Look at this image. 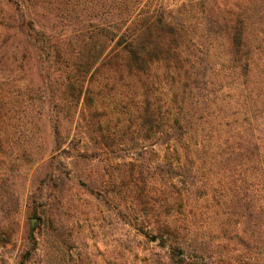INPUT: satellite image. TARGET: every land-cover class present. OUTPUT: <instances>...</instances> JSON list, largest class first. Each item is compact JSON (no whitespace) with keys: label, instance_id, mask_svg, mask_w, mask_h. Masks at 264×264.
<instances>
[{"label":"trees","instance_id":"trees-1","mask_svg":"<svg viewBox=\"0 0 264 264\" xmlns=\"http://www.w3.org/2000/svg\"><path fill=\"white\" fill-rule=\"evenodd\" d=\"M222 23L205 0H0V145L13 138L14 119L39 115L57 146L72 134L82 143L93 140L97 151L123 145L153 153L157 193L149 157L126 161L128 196L143 200V219L153 221L152 229L137 232L158 248L141 257L132 251L142 264H222L217 256L233 264L241 254L223 253L227 242L252 249L255 261L264 256V161L256 143L248 152L221 142L215 130L209 151L231 167L253 154L252 191L243 203L251 214L222 211L223 220L215 217V227L204 228L192 211L208 184L201 173L208 159L204 123L217 104L219 72L211 61L218 60L222 27L233 74L248 76L242 21ZM231 176L229 209L240 189ZM6 180L0 178L1 198ZM240 221L253 224L248 237Z\"/></svg>","mask_w":264,"mask_h":264},{"label":"rangeland","instance_id":"rangeland-1","mask_svg":"<svg viewBox=\"0 0 264 264\" xmlns=\"http://www.w3.org/2000/svg\"><path fill=\"white\" fill-rule=\"evenodd\" d=\"M205 1L206 7L218 9L222 26L227 20L242 21L239 35L250 51L248 76L233 74L236 69L226 57L228 31L222 27L218 60L211 61L219 62L215 64L218 80L213 84L217 104L206 112L204 123L208 159L201 173L208 184L205 194L192 203V211L199 213L200 225L213 228L215 217L220 218L222 211H253L243 205L253 186L249 177L253 154L241 167H231L225 164L224 155L220 157L223 161L218 157L216 162L209 151L216 130L221 142L236 143L248 152H253L256 143L264 161V0ZM216 117L220 126L215 124ZM41 119L39 115H26L16 123L14 119L13 138L0 145V178L6 176L9 192L0 197V264H142L138 257L158 248L137 232L144 227L152 229L153 221L143 219L148 209L143 200L128 196L130 166L126 161L130 157L139 161L149 157L151 190L157 193L159 179L152 173L157 164L155 155L138 149L132 153L123 145L97 151L93 140L82 143L72 134L57 146ZM24 149L26 154L22 156ZM137 160L132 166L135 170L141 168ZM229 171L240 188L238 203L231 209L224 206L235 200L228 190ZM239 196H244L242 202ZM242 221L239 229L248 237L253 224ZM251 250L227 242L223 253L241 254L233 264H264L263 254L255 261ZM217 258L222 264H232L223 257Z\"/></svg>","mask_w":264,"mask_h":264},{"label":"water","instance_id":"water-1","mask_svg":"<svg viewBox=\"0 0 264 264\" xmlns=\"http://www.w3.org/2000/svg\"><path fill=\"white\" fill-rule=\"evenodd\" d=\"M33 222H34V218H32V219L30 220V228L33 227Z\"/></svg>","mask_w":264,"mask_h":264}]
</instances>
